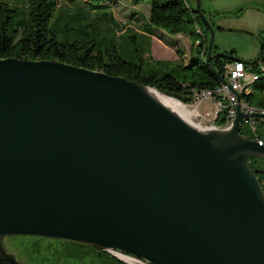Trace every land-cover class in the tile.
<instances>
[{"label":"water","instance_id":"obj_1","mask_svg":"<svg viewBox=\"0 0 264 264\" xmlns=\"http://www.w3.org/2000/svg\"><path fill=\"white\" fill-rule=\"evenodd\" d=\"M195 10L209 30L205 63L232 57L214 51L200 0ZM259 44L245 65L261 59ZM153 89L57 60L0 58V264H22L7 235L148 264H264V190L249 165L264 143L240 133L264 116L236 105L229 127L200 128Z\"/></svg>","mask_w":264,"mask_h":264},{"label":"trees","instance_id":"obj_2","mask_svg":"<svg viewBox=\"0 0 264 264\" xmlns=\"http://www.w3.org/2000/svg\"><path fill=\"white\" fill-rule=\"evenodd\" d=\"M104 1L87 0L86 3L99 5ZM131 1L133 4L147 1L149 4L148 20L153 26L171 35H186L196 48V53L191 56L187 64L179 62L171 65V67L174 65L175 68L181 70L183 73L181 78H178L179 73L174 76L171 73V69L168 72H164L161 76H158L155 71L144 74L141 64L122 59L116 53L114 46L112 48L113 53L108 54L107 61L102 53L94 54L91 45L78 44L75 41H58L53 31L49 28L50 19L57 7L56 0H24L22 9L11 5L7 0H0V58L50 59L99 70L112 76H123L130 81L148 85L158 90L162 95L184 103H190L195 93L211 90L219 85L220 80L211 72L210 65L224 78L229 65L232 63V58L235 57L233 55L234 51L229 53L232 57L221 58L213 56L209 60L210 65L205 63L209 30L203 24L195 8H192L186 0ZM111 16L114 22V17L113 15ZM143 29L149 35L153 33L145 30V28ZM198 29L200 33L197 31ZM259 38L263 42L264 54V37ZM197 40L200 41L198 46L195 44ZM214 49V51H217L216 47ZM202 50L204 51L203 54H201ZM261 58L264 59V56H261ZM168 66L170 67V65ZM255 69L256 66L254 64L251 70L254 71ZM259 73L257 80L250 84V91L248 93L244 92L242 98L248 105L264 108V71ZM254 122L256 135H253L251 129L245 124L240 127V133L252 139L258 137L264 143V118H255ZM215 123L217 125L223 124L224 117L219 114L215 119ZM249 165L264 190V158L250 157ZM75 243L78 244L79 242ZM79 244L93 249L98 262L109 257L120 264H127L107 251L99 250L87 244ZM28 247V258L30 253L39 254L42 251L40 246H35L32 243ZM84 253V250L62 249L59 246L51 251L57 261L64 257H82Z\"/></svg>","mask_w":264,"mask_h":264},{"label":"rangeland","instance_id":"obj_3","mask_svg":"<svg viewBox=\"0 0 264 264\" xmlns=\"http://www.w3.org/2000/svg\"><path fill=\"white\" fill-rule=\"evenodd\" d=\"M7 1L19 9H22L24 5V0ZM86 1L56 0L57 7L50 19L49 28L58 41H75L78 44L91 45L93 53H102L107 61L108 54L113 53L112 48L114 46L119 57L129 62L141 64L144 74L155 71L158 76H161L171 69L174 76L179 73L178 78L182 77L181 70L175 68L174 65L171 67L172 64L183 63L184 61V58L181 59L182 54L179 50L176 53L174 48L165 46L159 39L152 38L150 41L149 36L133 30L122 33L125 25L137 29L142 27L157 34L164 42H175L185 55H190L193 46L190 40L182 36L174 37L149 22V4L147 1L139 3L136 9L143 25L134 20L129 21L130 18L127 17L130 12L131 0H105L99 5L86 3ZM187 2L192 8L196 7V0H187ZM200 8L206 18L210 20V16L213 22V46L217 48V52L230 53V51H234L233 55L243 61L256 59L260 46L259 37H263L264 30V0H200ZM111 15L114 16L117 23L112 21ZM198 111L202 115L208 113V116L212 117L214 115L213 101L204 99L198 104ZM192 119L193 122L199 123V119L195 116ZM18 236L25 238L27 242H30L31 238L34 237ZM52 241L45 239L44 243L52 244ZM69 242L75 243L68 241V245H70ZM40 245L42 249L43 243ZM53 250L43 248L39 254L30 253L29 258L35 262L27 261V263L36 264V261L40 259L39 264H52L50 256ZM102 261H96V264H120L109 257Z\"/></svg>","mask_w":264,"mask_h":264},{"label":"built area","instance_id":"obj_4","mask_svg":"<svg viewBox=\"0 0 264 264\" xmlns=\"http://www.w3.org/2000/svg\"><path fill=\"white\" fill-rule=\"evenodd\" d=\"M200 33L199 29L197 30ZM264 37V30L262 33ZM197 46L200 45V41H196ZM203 50L201 54H203ZM256 69L251 70V65L247 66L242 60L232 61L229 65L228 71L225 73L224 81H220L219 85L211 90H204L200 93H195L193 100L190 103H184L187 106H191L194 110L195 118L199 119V123L202 127H215V128H227L231 125L232 120L235 117L236 105H239L240 110L246 113H255L264 116V108L248 105L242 95L250 91V84L257 80L259 72L264 71V59H260L256 64ZM204 99H210L214 103V115L212 117L200 114L198 111V104ZM224 117V123L217 125L215 119L218 115ZM209 117V118H207ZM203 124V125H202ZM245 124L251 129V133L256 135L254 119L249 118L244 121L241 126ZM259 145L263 144L262 140L253 138ZM116 258L127 264H148L145 261L130 256L128 254L119 251H110Z\"/></svg>","mask_w":264,"mask_h":264},{"label":"flooded vegetation","instance_id":"obj_5","mask_svg":"<svg viewBox=\"0 0 264 264\" xmlns=\"http://www.w3.org/2000/svg\"><path fill=\"white\" fill-rule=\"evenodd\" d=\"M45 239H50V238H45L41 236H34L33 239L31 238L30 242H27L25 238H20L18 235H7L3 238V245L5 249L7 250L8 253L12 254L17 261L21 262L22 264H28V262H35V260H32L27 257L28 252H29V247L31 246V243L35 246H40V244L43 243L45 249L50 248L54 249L55 247H61L62 249H80L81 251L84 250L85 253L82 257L74 258V257H64L60 260H55L54 256H50V261L52 264H60L62 260V264H96V258H95V252L93 249L85 247L81 244H76V243H71L69 242L70 245H68V240H62L58 241L59 239H51L53 240L52 244L51 243H44ZM109 252V251H107ZM110 253V252H109ZM112 254V253H110ZM113 255V254H112ZM42 256V255H41ZM114 256V255H113ZM40 260V259H39ZM38 260V261H39ZM38 261H36V264H39Z\"/></svg>","mask_w":264,"mask_h":264},{"label":"crops","instance_id":"obj_6","mask_svg":"<svg viewBox=\"0 0 264 264\" xmlns=\"http://www.w3.org/2000/svg\"><path fill=\"white\" fill-rule=\"evenodd\" d=\"M113 1V0H112ZM187 1V0H186ZM114 2H117V1H114ZM188 3V2H187ZM139 4H133V3H131V7H130V12H129V14L127 15V17L128 18H130V20L129 21H136V22H138V24L140 23L141 25H143V21H140L139 20V18H140V15L137 13V6H138ZM114 17V16H113ZM209 18L211 19V17L209 16ZM129 21H127V22H129ZM114 22L115 23H117L116 22V20H114ZM121 25V24H120ZM122 26H124V25H122ZM129 30H133V31H135V32H137V33H139V34H144V35H147V36H149V38H150V41H151V39L152 38H156V39H159V41L162 43V44H164L165 46H167V47H169V48H171V49H175V51H176V53H177V50H179V52H180V54H182V56H181V59H183L184 58V61H183V63L184 64H187L188 62H189V60H190V58H191V56L192 55H194V53H196V48L195 47H193L192 46V48H191V51H190V55L188 56V55H185L184 53H183V51L181 50V49H179V46L175 43V42H173V41H171V42H164L161 38H159V36H157V34H154V33H152V34H147V32L146 31H144V29L141 27V29H137V28H134V27H131V26H124V28L122 29V33H126L127 31H129ZM172 36H182V37H184V38H187L188 39V37L186 36V35H184V34H175V35H172ZM189 40V39H188ZM160 61V60H159Z\"/></svg>","mask_w":264,"mask_h":264},{"label":"bare ground","instance_id":"obj_7","mask_svg":"<svg viewBox=\"0 0 264 264\" xmlns=\"http://www.w3.org/2000/svg\"><path fill=\"white\" fill-rule=\"evenodd\" d=\"M153 92L155 94V96H157L158 98H160L161 100L165 101L168 103V105L175 110L179 115H181L186 121L190 122L191 124L203 128L199 123L197 122H193L192 117L194 116V110L190 109V106L185 105L184 103H182L181 101H178L174 98L162 95L161 93H159L156 89H153Z\"/></svg>","mask_w":264,"mask_h":264}]
</instances>
